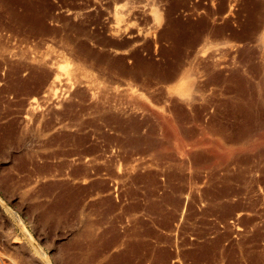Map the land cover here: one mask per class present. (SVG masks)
Listing matches in <instances>:
<instances>
[{"label": "rangeland", "instance_id": "obj_1", "mask_svg": "<svg viewBox=\"0 0 264 264\" xmlns=\"http://www.w3.org/2000/svg\"><path fill=\"white\" fill-rule=\"evenodd\" d=\"M262 226L264 0H0V264H254Z\"/></svg>", "mask_w": 264, "mask_h": 264}, {"label": "bare ground", "instance_id": "obj_2", "mask_svg": "<svg viewBox=\"0 0 264 264\" xmlns=\"http://www.w3.org/2000/svg\"><path fill=\"white\" fill-rule=\"evenodd\" d=\"M247 126L248 125H246V123L237 126L235 128V131L236 130L237 131L234 132V135H231V136H226V130H229L230 128L234 129V127L231 124H226V125L220 126V128H217V131L220 134L224 135V137L226 138L227 141L233 142L236 139H241L244 135L249 133V131H247ZM234 138H236V139H234ZM243 220L244 219H242V221ZM254 221H255V219H251L250 222L253 223ZM262 237H264V226H262L261 228H256L255 231L253 232L252 237L250 238V240L253 242V248L250 251H248L247 255H248L250 261L253 262L254 264L264 262V249L261 252L256 250L258 248L256 243H257L258 239L262 238Z\"/></svg>", "mask_w": 264, "mask_h": 264}]
</instances>
